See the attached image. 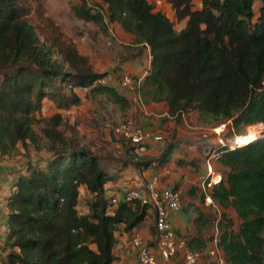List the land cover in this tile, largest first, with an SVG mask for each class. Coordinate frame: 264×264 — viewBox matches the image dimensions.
I'll list each match as a JSON object with an SVG mask.
<instances>
[{"label": "trees", "instance_id": "16d2710c", "mask_svg": "<svg viewBox=\"0 0 264 264\" xmlns=\"http://www.w3.org/2000/svg\"><path fill=\"white\" fill-rule=\"evenodd\" d=\"M41 1L0 0V156L12 157L18 147L29 146L43 153L41 140L49 154L27 164L5 200L0 264H114L120 227L131 233L150 209L119 204L108 213L105 186L127 167L143 173L155 163L167 164L178 144H166L155 159H139L142 147L123 141L127 157L110 170L106 159L64 136L60 113L42 117L44 101L57 111L79 106L80 88L124 110L130 102L113 86H94L109 72L95 71L90 58L44 15ZM166 1L176 20L185 23L180 31L148 0H79L71 12L104 31L118 25L132 36L139 53L148 52L141 93L163 104L175 123L192 112L215 126L230 123L229 130L237 132L244 126L264 127V0ZM32 12L43 41L27 20ZM212 152L221 179L202 189L199 197L203 201L209 196L220 209L219 246L225 263L264 264V138ZM81 187L88 197L79 211ZM227 210L240 221L237 231L228 229L232 220ZM196 213L197 223L210 222L211 216ZM224 224L228 227L222 232ZM150 230L155 237V226ZM207 241L195 238L187 244L204 251Z\"/></svg>", "mask_w": 264, "mask_h": 264}, {"label": "rangeland", "instance_id": "374dc122", "mask_svg": "<svg viewBox=\"0 0 264 264\" xmlns=\"http://www.w3.org/2000/svg\"><path fill=\"white\" fill-rule=\"evenodd\" d=\"M78 1L42 0L41 3L44 15L57 24L68 39L76 43L81 54L90 58L94 69L100 73L109 72L108 77L115 80L117 83L115 88L130 102V107L124 110L112 104L109 100L90 93L88 90L77 91L81 98V103L78 107H73L67 111H57L50 101H45L42 117H50L55 113H60L63 116L60 130L66 138L75 139L80 146L90 148L97 156L106 159L107 168L110 170L115 167L117 169L120 167L118 161L124 160L127 157L126 150L128 145L114 137L110 130L112 127H116L125 121H131L138 127L154 134H159L162 137V141L158 144H153L152 147H149V150L151 149L159 153L162 152L166 144H178V150L174 152L172 157L175 163L171 162L174 166L169 165V168L183 170L184 167L177 164L179 160L186 164L194 160L196 163L195 168L187 166L185 173L190 168H193L195 172L204 171L203 162L206 161L205 159L208 158L207 156L211 154L212 150L220 147L217 141L218 138L227 142L233 149L238 148L236 145H239L240 141L244 145L248 144L247 139L250 136L253 137V140L264 138V127H261L262 124L244 126L239 128L237 132L229 130L230 123L215 126L212 120L203 122L198 118L196 113L192 112L184 115L180 123H175L173 119L167 118L164 105L152 103L148 96L145 97L141 93L142 80L150 61L148 52L142 50L139 53L140 47L133 43L132 36L125 33L118 26H109L104 31L98 26L76 19L71 12V6ZM87 1L91 3L96 0ZM148 2L173 22L176 31H180L184 27L185 23L176 20L166 0H148ZM259 7L260 2L258 1L253 7L256 14ZM27 20L37 29L38 36L43 41L44 36L38 29L41 24L35 13L32 12L27 17ZM124 75L140 80V87L136 94H131L126 88L121 87L120 82ZM108 77L106 78V83L110 84L111 80ZM257 126L260 128L253 129ZM40 146L44 152L45 143L42 140ZM46 154L37 153L32 146H29L26 150L18 147L12 157L4 158L0 156V162L11 161L12 163L15 162V164H21L22 162H25V164H36L47 158ZM37 155L41 156L40 159H35ZM151 156L146 155L147 158ZM156 156L154 155L152 158ZM144 157L143 154L139 155V159H143ZM221 173V168L214 161L212 164V174L210 175L213 177L214 182L220 180ZM130 187L136 188L135 185H130ZM85 199H87L86 195L81 194L79 211H82ZM209 210L211 212L209 214L211 220L207 227L210 231H207L205 234L207 240L212 235L213 214L215 212L212 207ZM226 214L231 218L232 226L228 227L227 224H224L221 229L222 232L227 227L229 230L237 231L240 221L232 211L227 210ZM151 219L153 220V217H150V222L148 221L143 227L151 226L150 229H152L153 221L151 224ZM121 229L122 227H120ZM151 231L150 233L152 234ZM129 251V249H118L116 255H127ZM262 256L264 258V245ZM126 261L124 259L121 262L122 264H129ZM116 264H118L117 261ZM204 264H208V262L204 260Z\"/></svg>", "mask_w": 264, "mask_h": 264}, {"label": "built area", "instance_id": "2783aa9c", "mask_svg": "<svg viewBox=\"0 0 264 264\" xmlns=\"http://www.w3.org/2000/svg\"><path fill=\"white\" fill-rule=\"evenodd\" d=\"M106 78L94 83L95 85H107ZM121 87L126 88L131 94H136L140 87V80L124 75L120 82ZM86 88L77 89V91H87ZM89 91V90H88ZM114 137L131 145L144 147L149 142L159 143L162 137L147 130L138 127L131 121H125L116 127L111 128ZM220 148L233 149L231 145L218 138ZM239 147L238 145H236ZM217 154L211 152L205 162V177L202 180V189L209 188L212 174V162L216 161ZM183 189L177 188H159V179L155 175L139 178V184L136 188L130 185L123 187L119 191L113 192L107 196V212L113 213L119 204L139 203L141 206H147L154 212V226L156 230L152 242L155 245H148L139 233H133L129 243L135 252L138 264H202L204 260L208 264H225V258L221 247L219 246V227L220 209L205 199L206 205L215 210L216 217L212 224V235L208 238L207 246L204 251H195L188 247L187 240L176 236L172 231L170 215L180 209Z\"/></svg>", "mask_w": 264, "mask_h": 264}, {"label": "crops", "instance_id": "0c3cea01", "mask_svg": "<svg viewBox=\"0 0 264 264\" xmlns=\"http://www.w3.org/2000/svg\"><path fill=\"white\" fill-rule=\"evenodd\" d=\"M110 26H118V25H110ZM146 71H145V74H146ZM109 79L111 80V82L110 84H107V85L115 87L117 85L115 80H112L111 78ZM166 115H167V112H166ZM168 117L169 116L167 115V118ZM153 144H158V143L149 142L147 145H145L144 147L140 149L138 153L139 155L143 154V156H145L143 159H155L160 155L161 152L157 153L154 150H151V149L149 150V147H152ZM177 150L178 148L174 152H176ZM174 152L171 154V157L167 164L157 167L155 163L153 164L151 168L144 171L143 173L141 171L133 169L132 167H127L119 174V177L115 182L108 183L105 186V190H106L105 195L109 196L113 192L120 190L122 187H124L127 184L138 186L139 178L141 175H145V176L155 175L159 179V188L165 189V188H173L174 186H177V187H181L184 190V195L182 198L180 209L176 212L171 213L170 215L173 233L178 237L185 238L187 241H191L195 238H198L200 240H207V238L205 237V234L207 231L208 232L210 231L207 229L209 222L204 224L202 222L197 223L195 221L197 218L196 210L201 215H203V217L209 216V214H211L205 202L206 198L211 200L210 197L206 195L203 201H201L199 197L200 193L202 192L201 186H202V180L205 177V172L204 171L203 172L193 171V168H195V165H193L192 163L193 160L188 162L187 164L182 162L181 160L178 161L177 164L184 167L183 169L184 171L177 170L175 168H169L170 167L169 165L174 166L173 163H175L172 160ZM46 155L48 158L49 154L47 153ZM146 155L147 156L152 155V156L147 158ZM154 155H157V156L155 158H152ZM40 157L41 156L37 155L35 159H40ZM4 158H7V157H4ZM172 161L173 163H171ZM26 163H29V162H26ZM27 166L28 165L25 164V162H22L21 164H17V163L15 164V162L12 163L11 161L0 162V254L2 253V245L4 242V238H5V233H6L7 210L5 208V200L10 195V193L14 191L13 184L17 176L20 174H24ZM187 166L193 167V168H190V170L188 169L189 171L185 173ZM212 179L213 177H211L210 181L211 183H214ZM81 194L86 195V197H88V192L83 187L80 188V195ZM150 217H153V220L151 219V224L153 221L152 226L154 227V212L152 210H148V214L145 220L139 226L133 229L131 233H125L122 231V229L118 232L117 244L114 249V254H115L116 261L118 264H122L121 261H124V259L125 261L127 260L129 264H138L136 260L135 252L130 246L129 239L133 233H139L143 237L144 241L147 242V244L152 243L153 236L150 233L151 226L143 227V225H146L148 221L150 222ZM118 249L119 250L129 249L130 251L129 253H127V255L117 256L116 251ZM116 261L114 264H116Z\"/></svg>", "mask_w": 264, "mask_h": 264}, {"label": "bare ground", "instance_id": "6f19581e", "mask_svg": "<svg viewBox=\"0 0 264 264\" xmlns=\"http://www.w3.org/2000/svg\"><path fill=\"white\" fill-rule=\"evenodd\" d=\"M247 140H248V142H250V141H252V140H253V137H252V136H250V137H249ZM245 145H246V144H245ZM238 146H239V147H241V146H244V143H242V142L240 141V143H239V145H238ZM218 178H219V177H218ZM218 178H217V179H218ZM220 179H221V178H220ZM212 181H213V179H212ZM219 181H220V180H219ZM219 181H218V182H219ZM213 182H214V181H213ZM218 182H214V183L216 184V183H218Z\"/></svg>", "mask_w": 264, "mask_h": 264}]
</instances>
